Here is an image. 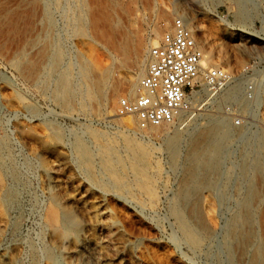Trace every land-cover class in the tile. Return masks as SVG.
Segmentation results:
<instances>
[{"label":"rangeland","instance_id":"1","mask_svg":"<svg viewBox=\"0 0 264 264\" xmlns=\"http://www.w3.org/2000/svg\"><path fill=\"white\" fill-rule=\"evenodd\" d=\"M221 1L217 10L231 25L211 13L215 0H84L88 32L81 35L70 28L76 0H0V184L13 200L0 203V264H248L256 249L264 259V153L256 141L264 132V41L229 33L240 26L260 30L264 0ZM176 3L182 7H166ZM182 13L212 60L235 73V83L213 107L182 122L137 129L130 116L116 113L117 99L129 96L123 76L136 71L131 53L119 61L120 44L149 46L156 40L151 27L165 17L164 32ZM239 17L246 19L242 25ZM45 47L63 54L57 72H49ZM254 58L259 63L242 71ZM80 61L91 78L109 67L102 95L63 104L54 94L56 80L70 67L82 89ZM249 80L256 82L254 100L244 92ZM212 116L224 117L230 131L219 171L210 176L212 185L187 181L189 138ZM238 117L242 124L235 125ZM251 184L252 221L242 229L253 235L240 243L226 229ZM50 207L57 209L53 223ZM203 212L214 229L205 227ZM184 228L196 229L197 246Z\"/></svg>","mask_w":264,"mask_h":264},{"label":"bare ground","instance_id":"2","mask_svg":"<svg viewBox=\"0 0 264 264\" xmlns=\"http://www.w3.org/2000/svg\"><path fill=\"white\" fill-rule=\"evenodd\" d=\"M156 2L158 3V1H156ZM221 3H222L221 0H215V2L213 3V6H212L213 10H212L211 13L219 21H221L223 24H225V26L226 25H231L232 23L226 17L222 16L217 10L218 9V5L221 4ZM176 4L175 5H169V6H166V7H169L170 9L171 8H176V7H182V5H178V4L176 5ZM195 4H196V2H195ZM156 7H158V5ZM241 10H243V9H241ZM71 14H72L71 15L72 27L70 26V28H72L71 29L72 32L75 33V34H81V35L82 34H86L88 32L87 31L88 30L87 29L88 28L87 27L88 26V24H87L88 22H87V18H86V7H85L84 0H76V2H75V11L73 13H71ZM179 17H182L183 20L190 27V25H189V21L190 20H188V17L183 15V13L181 15H179ZM259 18H260V21H261V29L260 30H254V29H251V30L249 29L248 30L247 28H245L243 26L242 27L240 26V28H238L236 30V32L230 31L229 33L233 36V38H243V39H247V40H251L252 38H257V39H261V40L264 41V14H261L259 16ZM245 20L246 19L244 17L243 18L239 17L238 22H240V25H242V23H244ZM166 26H167L166 18L162 17L161 23H156V24H154L151 27L150 33H151V35H154L156 40L154 42L150 43V44L156 43L158 41L157 39H159L161 34L163 33L162 32V28L163 27L166 28ZM190 29H191V27H190ZM261 33L263 34V36L260 35ZM204 47L205 46H201V48L203 49V53H204V56H203V58L201 60V64L203 66H206V67L222 66V65H219L218 63H216V62H214L212 60V53L210 52V50L208 51ZM147 48H148V43H145L143 41H138V42L132 43V42H129L127 40H124L120 44L119 50L121 51L122 58L119 61L120 62L126 61V55L128 53H131L134 56V59H135L134 60L135 63L134 62L133 63L136 65V71L132 72V73L131 72L127 73L126 75L123 76V79H122L123 81H121L124 84V88L126 87V89L128 90L129 96H132L135 93L137 81H138V79L140 78V76L143 73V69H144V55L146 56ZM44 49L45 50H43V55L46 54L49 57V59H50V64H48L50 66L49 67V72H54L57 69H59V67L61 65L62 55L63 54L57 48H54L53 50L51 49L50 54L47 53L48 47H45ZM49 50H50V48H49ZM47 63H48V60H47ZM28 67H29L30 73L33 74V66L32 65L30 66L28 64ZM31 74H29V75H31ZM109 74H110V69H109L108 66H105L103 68V70H101L97 74L96 77L91 78L90 77V69L88 67V64H85V63H83V61H80V64H79V75H80L81 80L84 81L83 83H85V85L83 84L84 85L83 88L80 89V90H78L76 88L77 86L74 85V82L72 80V69L70 67H67V68H65L64 70L61 71V73L59 74V76H58V78L56 80L54 94H55L56 98L60 102H62L63 104H68V102L72 101V99L76 98V96H80L81 99H82V102L88 97L101 96L102 92H103L104 83L108 79ZM32 79H33V77H32ZM234 83H232L231 85L227 86L220 93V97H221L222 94H224V92L225 93H229V91L231 90L230 87L233 86ZM194 94H195V91H191L190 93H188L187 97L191 98ZM109 110L111 111L112 108H110ZM185 119H186V117H185ZM227 124L224 122V117L212 116L210 118V121L208 122V124H206V126H204V127L202 126L203 127L202 129L199 130L198 129L199 127H198L197 128L198 130H195L194 132L191 131L193 134L191 135V133H190V135H191L190 138H189L190 142H188V144L189 143L191 144V150H190V152H188L189 153V155H188L189 163L188 164H189L190 167L186 170L187 181H194V180H197L198 178H201L202 183H204V185L205 184L206 185L214 184L213 181L210 179V176L213 175V174H216L219 171L218 169H219V166H220L221 154H222V151H223L225 143L228 142L227 140H228V131L229 130L226 128ZM161 125H165V124L163 123ZM130 131H132V130H130ZM133 132H136V130L134 129ZM235 132H237V131H235ZM231 134H233V132H231ZM175 137H172V139L169 142L170 143V149H171L170 150L171 151L170 154H172L173 158L175 157V149L177 150V148L174 147V145L176 143L175 142L176 141ZM256 137H257L256 141H257L258 153L259 154L260 153H264V132H260L258 134V136H256ZM75 146L78 149V152L80 153V155L85 157L86 150L84 149L82 144L80 142L75 141ZM255 150H256V148H255ZM261 157H263V156H261ZM263 158L261 160H263ZM257 160L258 159L256 158V161ZM263 161H260V162H263ZM245 166H247V165L245 164ZM252 167L254 168V170L259 168L258 164H254V165H252ZM243 168H245V167H243ZM136 172L138 173V175L142 174V172L138 168H136ZM260 177H261V175H260ZM263 182H264V180H263ZM194 183H196V181H194ZM201 185H203V184H201ZM5 188H4V185L2 186L0 184V203L1 202L7 203V202H10V201H13L12 200V192L10 190L5 189ZM183 194L184 195L188 194L186 189H183L182 196H183ZM254 197H256V192L253 189V185H252V187L251 186L246 187L245 195L243 196L244 199L242 198L243 200L240 203V205L238 206V208H239V210H237L238 212L236 214H234L233 219H230L231 222L229 223V225L227 224L228 228L226 230H227V236H228L229 239H232L234 241L243 243V242H246L253 235V232L251 231V229H247L246 227L250 228L249 225H250V223L252 221V211H250V208H251L250 207V202H251V200H253ZM181 199H183V198H181ZM177 203H179V202H177ZM183 207H184V205L182 207H180V208H183ZM56 210L57 209H55L54 207H50V209L48 210V217H49V219H50V221L52 223L55 222L57 220V217H58L57 213H56ZM203 214H204V212H203ZM203 222H204L205 227L208 228V229H211V228L214 227L211 215L209 213H205L203 215ZM185 225H184V227L186 228ZM243 226H246L245 227L246 229H242ZM185 228L183 229L185 238L187 240H189L191 243L196 244L195 246H197V243H198L199 239H197V237H196V235L198 236L197 232H196V235H195V230L196 229H185ZM212 231H214V230H212ZM261 233L264 234L263 231ZM182 235H183V233H182ZM199 238H201V237H199ZM227 245L230 246L228 243H227ZM49 252H51V248H50V250L46 251L45 254L49 255ZM247 253H248V250H247ZM236 258H237V255H236ZM249 259L250 260L248 261V264H264V259L261 257V255L259 253V250H257V249H256V253ZM232 264H236V263L232 262Z\"/></svg>","mask_w":264,"mask_h":264},{"label":"built area","instance_id":"3","mask_svg":"<svg viewBox=\"0 0 264 264\" xmlns=\"http://www.w3.org/2000/svg\"><path fill=\"white\" fill-rule=\"evenodd\" d=\"M203 56L190 27L182 17H175L158 41L148 46L145 69L135 93L117 99V115L130 116L137 129H146L179 123L204 106L213 107L219 94L237 76L226 67L203 66ZM258 63L254 58L242 66V71L247 73ZM255 88L253 80L245 84L248 99H255ZM191 91L195 94L188 98ZM234 124H242V118L234 119Z\"/></svg>","mask_w":264,"mask_h":264}]
</instances>
